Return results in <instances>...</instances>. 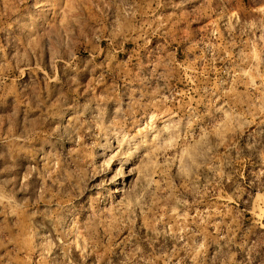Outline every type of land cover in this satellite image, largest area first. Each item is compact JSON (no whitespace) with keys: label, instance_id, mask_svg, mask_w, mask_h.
Instances as JSON below:
<instances>
[{"label":"rangeland","instance_id":"1","mask_svg":"<svg viewBox=\"0 0 264 264\" xmlns=\"http://www.w3.org/2000/svg\"><path fill=\"white\" fill-rule=\"evenodd\" d=\"M0 264H264V0H0Z\"/></svg>","mask_w":264,"mask_h":264}]
</instances>
